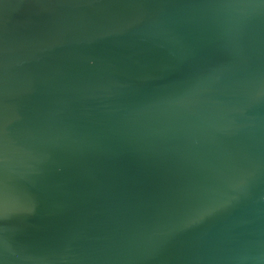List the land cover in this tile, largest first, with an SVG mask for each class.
Here are the masks:
<instances>
[{"label":"water","instance_id":"obj_1","mask_svg":"<svg viewBox=\"0 0 264 264\" xmlns=\"http://www.w3.org/2000/svg\"><path fill=\"white\" fill-rule=\"evenodd\" d=\"M0 264H264V0H0Z\"/></svg>","mask_w":264,"mask_h":264}]
</instances>
